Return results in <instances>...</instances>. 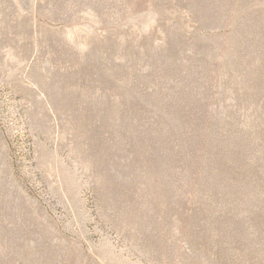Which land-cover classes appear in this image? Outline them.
Wrapping results in <instances>:
<instances>
[{"label":"rangeland","instance_id":"rangeland-1","mask_svg":"<svg viewBox=\"0 0 264 264\" xmlns=\"http://www.w3.org/2000/svg\"><path fill=\"white\" fill-rule=\"evenodd\" d=\"M0 264H264V0H0Z\"/></svg>","mask_w":264,"mask_h":264}]
</instances>
